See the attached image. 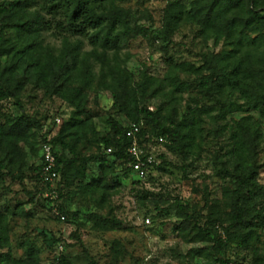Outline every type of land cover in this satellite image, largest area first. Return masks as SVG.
<instances>
[{"label": "trees", "instance_id": "trees-1", "mask_svg": "<svg viewBox=\"0 0 264 264\" xmlns=\"http://www.w3.org/2000/svg\"><path fill=\"white\" fill-rule=\"evenodd\" d=\"M126 2L0 0V264H39L38 252L28 240L20 245L22 257H14L9 249L10 216L34 217V211L22 209L24 204L46 208L57 221H74L79 212L71 213L65 207V201L72 193L86 197L107 189V175L118 166L123 175H133L127 166L131 160L127 148L132 143V137L126 135L129 123L137 125L136 140L144 149L163 142L172 152L186 158L196 146L200 113L215 109L217 115L214 118H224L227 113L245 110L246 106L264 119V0H192L189 8L178 1L167 3L158 33L165 45L182 21L196 23L205 35L216 39L224 37L232 45L226 52L203 54L198 64L174 63L171 59V66L196 77V93L210 103L207 109L197 104L188 105L181 118L175 112L164 114L162 104L151 110L144 100L154 77L142 72L135 81L118 62L115 52L121 42L146 36L149 32L138 12L123 5ZM48 32L60 40L58 49L45 42ZM82 39H87L91 47L89 57L98 58L104 66L101 84L111 92L117 112L128 121L123 124L109 116L105 119L107 131L101 134L85 110L83 91L91 62L87 53L77 62ZM98 48L106 52L113 50L112 61L104 54L99 55ZM241 50L243 53L239 54ZM257 63L259 65H255ZM173 77H168L173 90L182 93L190 88V84L178 82ZM28 86L49 98L65 100L73 108L69 117L58 125L56 134L49 139L44 137L42 141L51 145L55 157V198L44 196L50 189L40 177L41 155V162L31 167V172L24 177L18 175L23 167L11 169L18 155L22 156L18 142L31 143V137L38 134L48 117L26 113L21 97ZM155 92L153 90L152 94ZM233 92L239 94L243 103L226 99V95ZM7 100H12V109L5 108ZM251 118L250 115L242 117L238 128L231 133V148L226 152L234 157L232 167L227 168L223 161L220 163V173L229 178L233 187L222 192L227 209L224 218H211L214 214L211 211L205 227L201 228L211 244L207 251H194V255L205 259L203 264H264V233L261 232L264 229V192L256 183L258 165L249 161L262 133L260 123ZM159 137L162 142L158 141ZM80 149H87L88 153L82 154ZM158 157L163 158V155ZM89 163L97 167L96 176L89 173ZM159 164L153 162L143 179L133 175L135 182H145L150 178L151 169L159 170ZM7 178L21 183L27 179L33 182V188L26 190V201L6 203L10 191ZM177 205L179 214L187 218L185 205L179 201ZM87 220L97 229L121 228V223L114 217L94 212H89ZM185 229L179 227V231ZM50 239L55 244L59 240L47 235L44 240ZM56 258L57 264H71L64 254Z\"/></svg>", "mask_w": 264, "mask_h": 264}, {"label": "rangeland", "instance_id": "rangeland-1", "mask_svg": "<svg viewBox=\"0 0 264 264\" xmlns=\"http://www.w3.org/2000/svg\"><path fill=\"white\" fill-rule=\"evenodd\" d=\"M169 1H178L189 8L192 0H127L123 5L138 12L140 21L149 27V32L146 36L124 40L115 54L119 64L133 75L134 80L142 72L154 77L155 81L147 90L144 100L151 110L162 104L164 114L175 112L181 118L188 105L197 104L207 109L210 103L196 93V77L171 66V59L174 63L188 61L198 64L203 54L226 52L232 49V45L224 37L216 39L205 35L196 23L182 21L166 46L158 33L163 10ZM45 42L57 49L60 46V40L50 36L49 32L45 33ZM90 51L87 39H82L77 62ZM97 52L112 61L113 50L106 52L98 48ZM89 59L91 64L90 69L86 70L88 76L83 91L85 110L101 134L107 131L105 119L109 116L123 124L128 121L117 112L111 92L101 84L104 66L98 58L90 56ZM169 76H174L178 82L190 84V88L182 93L173 90ZM153 90L157 92L152 94ZM226 99L243 103L237 92L226 95ZM21 100L26 113L48 116L38 134L31 137V143L18 142L22 156L18 155L11 169L23 167L18 175L23 174L24 177L31 172V167L41 162L44 137L49 139L55 135L58 125L69 117L73 108L65 100L49 98L31 86L22 92ZM4 106L9 110L14 105L12 100H7ZM216 115L215 109L200 113L195 134L196 146L186 158L172 152L163 142L146 146V152L152 155L155 164L160 163V168L151 169L150 178L145 182L136 183L133 175H123V170L118 166L107 175V189L86 197L72 193L66 199L65 207L71 213L79 212L77 220L57 221L46 208L38 204H24L23 210H32L35 214L30 219L21 214L10 216L8 235L12 255L22 257L20 245L28 240L38 252L39 264H57L56 257L60 254L67 256L71 264H203L205 259L194 255V251H207L211 244L203 236L201 228L205 227L211 211H214L211 218H224L227 209L222 192L233 187L229 178L220 173V163L223 161L224 166L232 167L234 157L226 152L231 148V133L238 128L241 118L248 115L260 123L262 134L249 161L258 165L256 183L264 192V119L256 110L246 106L245 110L227 113L224 118L215 119ZM80 151L82 154L88 153L87 149ZM158 155H163V158ZM89 168L90 174H98L95 164L89 163ZM14 172L17 174L16 170ZM6 183L10 187L6 203L10 205L18 200L26 201V190L33 188V182L29 179L21 183L17 179L7 178ZM178 201L185 205L189 218L179 214ZM89 212L114 217L121 223V228H93L91 221L87 220ZM181 226L186 228L185 231H179ZM261 232L264 233V229ZM46 235L59 239L58 243L51 239L45 242Z\"/></svg>", "mask_w": 264, "mask_h": 264}, {"label": "built area", "instance_id": "built-area-1", "mask_svg": "<svg viewBox=\"0 0 264 264\" xmlns=\"http://www.w3.org/2000/svg\"><path fill=\"white\" fill-rule=\"evenodd\" d=\"M138 127L135 123H129L128 129L126 130V135L132 137V143L127 148V153L131 157V160L127 163L130 167L131 172L138 179H143L150 165L154 162L152 155L147 153L145 149L140 146L136 140V132ZM159 142H162L161 137L158 138ZM109 152L110 149L108 148ZM41 157H42V167H41V180L49 186L50 190L44 193V196H49L51 198L56 197V191L54 190L55 182L57 179V172L55 170V157L52 153L51 145L47 142H43L41 145ZM54 212L57 211L54 209ZM63 219V217H60ZM230 264H245L241 262H231Z\"/></svg>", "mask_w": 264, "mask_h": 264}]
</instances>
